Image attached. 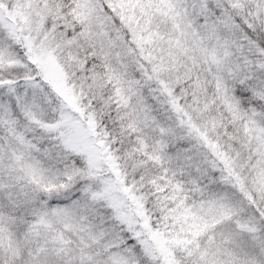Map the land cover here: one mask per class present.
Masks as SVG:
<instances>
[{
    "label": "snow or ice",
    "instance_id": "snow-or-ice-1",
    "mask_svg": "<svg viewBox=\"0 0 264 264\" xmlns=\"http://www.w3.org/2000/svg\"><path fill=\"white\" fill-rule=\"evenodd\" d=\"M0 264H264V0H0Z\"/></svg>",
    "mask_w": 264,
    "mask_h": 264
}]
</instances>
